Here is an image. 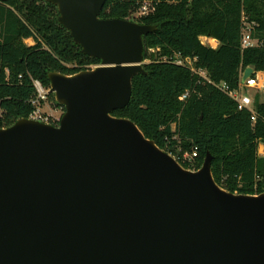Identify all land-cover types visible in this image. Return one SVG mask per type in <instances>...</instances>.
Segmentation results:
<instances>
[{
  "label": "water",
  "instance_id": "1",
  "mask_svg": "<svg viewBox=\"0 0 264 264\" xmlns=\"http://www.w3.org/2000/svg\"><path fill=\"white\" fill-rule=\"evenodd\" d=\"M44 1L100 64L48 73L57 125L0 129V264H264V193L222 189L210 153L184 169L111 115L146 74L142 37L156 27L100 18L107 0Z\"/></svg>",
  "mask_w": 264,
  "mask_h": 264
},
{
  "label": "trees",
  "instance_id": "2",
  "mask_svg": "<svg viewBox=\"0 0 264 264\" xmlns=\"http://www.w3.org/2000/svg\"><path fill=\"white\" fill-rule=\"evenodd\" d=\"M141 1L107 0L99 14L156 27L142 37L146 74L133 77L129 104L111 115L134 122L184 169L198 170L210 153L212 177L222 189L264 193V156L257 155L258 142H264V102L259 94L254 97L257 118L252 123L250 113L238 110L218 87L225 83L236 89L248 66L264 72V45L240 47L242 12L256 23L254 36L264 40V0H158L153 12L132 18ZM57 18V8L44 0H0V129L29 118L41 106L34 80L49 89V72L72 75L100 64L81 53ZM201 36L217 40L218 47H206ZM174 54L195 58V67L212 83L165 61ZM186 91L189 96L182 101ZM47 100L54 101L53 94ZM192 147L197 157L189 164L180 157Z\"/></svg>",
  "mask_w": 264,
  "mask_h": 264
},
{
  "label": "built area",
  "instance_id": "3",
  "mask_svg": "<svg viewBox=\"0 0 264 264\" xmlns=\"http://www.w3.org/2000/svg\"><path fill=\"white\" fill-rule=\"evenodd\" d=\"M171 1V0H168ZM157 1L155 0H142L139 3V7L132 18H138L139 16H146L149 13L153 12ZM136 16V17H135ZM256 27V23L254 21H249L246 14L242 12L241 14V31H240V47L241 49L248 48H257L264 45V40L254 36V30ZM205 45L208 48L216 49L219 45L218 41L210 38L204 37ZM165 61L172 62L178 66H184L189 68V70L199 76L202 80L207 83H212V81L208 78L206 72L202 69H197L195 67V58L185 57L182 58L179 54H174L171 58L165 59ZM243 72L240 73V78L238 81V86L236 89H229L225 83H221L218 87L227 94L232 100L235 101L236 107L238 110H246L250 113V120L252 123L256 121L257 113L254 110V99L250 95L249 91L254 90L256 93L264 95V72H254L249 78H247L244 82L241 81ZM33 86L36 89L38 101H46V96L49 93V89H45L39 81L34 80ZM189 96V92H184L180 99L182 101H186ZM29 119L38 120L43 123L50 124V120L47 117L42 119L37 113V109L29 116ZM175 125H172L174 128ZM257 155L264 156V142L259 141L257 146ZM197 157V149L196 147H192L190 151H185L182 153L180 159L182 161H186L189 164H193L195 158Z\"/></svg>",
  "mask_w": 264,
  "mask_h": 264
},
{
  "label": "rangeland",
  "instance_id": "4",
  "mask_svg": "<svg viewBox=\"0 0 264 264\" xmlns=\"http://www.w3.org/2000/svg\"><path fill=\"white\" fill-rule=\"evenodd\" d=\"M204 37H206V36L199 37V40H200V42L202 44H204V42H205V38ZM25 43L27 45H33L34 42L31 39H26L25 40ZM249 93H250V95L252 96L253 99H254V97L257 94H259V93H256L254 90H250ZM259 95H260V101L261 102H264V95L263 94H259ZM54 102H56L55 99H54V101L47 100V101H44L41 104L40 107H38L37 113L39 114V116L42 119H44L45 117H47L48 120H59L61 118V116L63 115L64 111L61 109V107H57L54 104Z\"/></svg>",
  "mask_w": 264,
  "mask_h": 264
}]
</instances>
